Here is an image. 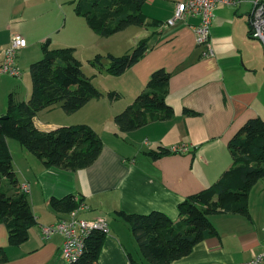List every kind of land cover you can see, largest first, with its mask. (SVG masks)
Here are the masks:
<instances>
[{"label": "crops", "instance_id": "crops-1", "mask_svg": "<svg viewBox=\"0 0 264 264\" xmlns=\"http://www.w3.org/2000/svg\"><path fill=\"white\" fill-rule=\"evenodd\" d=\"M178 1L146 0L142 9L150 18L160 20L159 26L131 25L102 37L75 14L71 0H0V61L12 35L20 34L27 41L16 57L17 67L22 59L31 64L41 58L46 39L51 47H74L81 60V55L123 54L154 32L138 62L118 76L101 74L103 86L99 89L117 91L120 98H92L72 113L55 104L34 116L40 131L80 123L91 126L103 142L92 164L75 170L46 166L8 139L18 178L14 188L29 186L27 195L36 222L20 245L9 244L7 227L0 223V257L4 255L0 264H68L60 252L62 237L45 238L40 225L67 215L55 210L50 200L69 195L83 199L86 208L78 212L80 217L105 216L108 220L110 231L99 264H131L128 254L140 264H152L140 255L129 226L117 212L160 211L178 221L179 202L214 183L232 165L228 143L238 130L249 119L264 120V44L248 33L253 0L220 4L214 9L207 47L195 43L192 26L199 22L197 17L166 24ZM206 50L211 53L206 55ZM159 68L171 74L166 102L173 115L119 132L115 114L134 101ZM1 75L3 114L10 93L16 101H26L31 88L26 96H19L17 76ZM158 147L179 151L157 158L147 154ZM248 212L249 217L237 212L210 215L217 234L199 241L189 254L169 264L248 261L261 250L264 238V178L249 192Z\"/></svg>", "mask_w": 264, "mask_h": 264}, {"label": "trees", "instance_id": "trees-1", "mask_svg": "<svg viewBox=\"0 0 264 264\" xmlns=\"http://www.w3.org/2000/svg\"><path fill=\"white\" fill-rule=\"evenodd\" d=\"M146 0H71L76 15L85 19L99 36L107 37L128 26L157 27L161 21L150 18L142 9ZM252 28L248 33L251 36ZM154 32L152 33L153 36ZM151 36V37H152ZM150 36L138 41L122 55L97 53L92 64L105 67L113 76L124 73L145 54ZM42 56L30 64L31 94L26 101H16L10 93L6 112L0 115V223L8 230L10 245H20L29 237L36 219L28 195L20 188L12 162L8 139L42 160L46 166L75 170L89 166L98 157L103 142L89 125L60 126L40 131L34 116L42 109L60 104L72 113L92 98L104 95L110 101L120 98L117 91L102 92L82 71V62L71 46L51 47L49 39L41 45ZM107 58L105 66L102 58ZM170 73L154 70L145 88L113 121L119 132L137 129L149 121L168 119L173 115L166 102ZM3 115L6 117H3ZM232 165L204 189L184 197L178 204L180 219L172 221L160 211L145 214L117 212L129 226L140 255L152 264H169L189 254L199 241L215 236L217 231L209 219L216 213L237 212L249 217L248 196L252 186L264 178V120L249 119L228 143ZM177 150L158 147L147 152L152 158ZM82 198L73 195L52 198L51 206L61 212L76 208ZM106 234L92 231L86 238L82 255L68 264H99ZM131 264H140L130 254ZM0 259H4L2 254Z\"/></svg>", "mask_w": 264, "mask_h": 264}, {"label": "built area", "instance_id": "built-area-1", "mask_svg": "<svg viewBox=\"0 0 264 264\" xmlns=\"http://www.w3.org/2000/svg\"><path fill=\"white\" fill-rule=\"evenodd\" d=\"M239 0H181L175 5L173 16L167 20L166 24H174L178 20H185L190 16L197 17L199 22L194 24L195 43L197 45L208 46L210 38V25L214 16V9L220 5L236 4ZM251 17V36L259 38L264 44V0H253ZM26 39L20 34L10 37L8 46L3 52L0 61V74H10L18 76L16 67V57L19 50L26 46ZM211 53L206 50L205 54ZM179 149V148H178ZM176 149L177 151H179ZM182 150V148H181ZM26 187V188H25ZM28 193L29 186L26 184L21 188ZM83 202L77 208L67 212L63 218L50 224H41L40 232L45 238L53 235L62 237L60 248L63 259L67 262L76 261L83 253L87 236L94 230L103 232L109 231V223L105 216H97L92 219L82 218L78 215L79 210L85 209ZM239 264H264V238L260 252L253 255L251 259Z\"/></svg>", "mask_w": 264, "mask_h": 264}, {"label": "rangeland", "instance_id": "rangeland-1", "mask_svg": "<svg viewBox=\"0 0 264 264\" xmlns=\"http://www.w3.org/2000/svg\"><path fill=\"white\" fill-rule=\"evenodd\" d=\"M175 12V9H174ZM63 17V16H62ZM85 19H83L84 21ZM85 22V21H84ZM171 25V24H168ZM117 36V35H115ZM113 38V37H111ZM259 40V38H257ZM29 41V39H27ZM113 40V39H111ZM31 50L33 49L32 46L29 47ZM20 51V50H19ZM19 51L17 53V55L19 54ZM105 51V50H104ZM103 54H106V52H104ZM122 55V54H120ZM81 62H82V71L89 77H91L92 83L97 87L100 88L103 86L102 84V76H113L111 75L105 67H101L98 68L96 65L92 64V60L94 58V56H92L91 58H88L84 55H81ZM28 59L25 60H21L19 63V67H17L18 71H19V75L16 77V79H19L18 81V90H16L17 95L19 96H26L27 93L29 92V89L31 88V75H30V63H28ZM101 64H103L105 66V64H107V58L103 57L101 60ZM1 75V74H0ZM2 75H9L11 77H14L13 75L10 74H2ZM1 75V76H2ZM15 95V94H14ZM5 113V112H4ZM3 113V114H4ZM2 115V114H0ZM4 116V115H3ZM12 142H17L15 140H13ZM18 143V142H17ZM19 144V143H18ZM28 186V185H27ZM26 188V187H25ZM80 204V203H79ZM77 208V207H76ZM75 209V208H74ZM80 211V210H79ZM95 231V230H94ZM100 231V230H99ZM109 231H110V226H109ZM108 231V232H109ZM108 232H104L105 234H107ZM260 252V251H259Z\"/></svg>", "mask_w": 264, "mask_h": 264}, {"label": "water", "instance_id": "water-1", "mask_svg": "<svg viewBox=\"0 0 264 264\" xmlns=\"http://www.w3.org/2000/svg\"><path fill=\"white\" fill-rule=\"evenodd\" d=\"M3 117H6V115H5V116H3Z\"/></svg>", "mask_w": 264, "mask_h": 264}]
</instances>
